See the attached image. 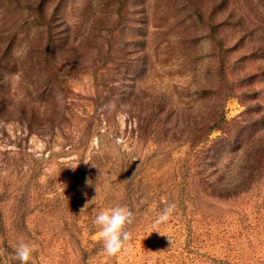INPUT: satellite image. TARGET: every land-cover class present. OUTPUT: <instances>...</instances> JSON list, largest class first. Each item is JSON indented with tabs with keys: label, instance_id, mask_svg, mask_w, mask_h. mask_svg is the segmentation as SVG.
<instances>
[{
	"label": "rangeland",
	"instance_id": "rangeland-1",
	"mask_svg": "<svg viewBox=\"0 0 264 264\" xmlns=\"http://www.w3.org/2000/svg\"><path fill=\"white\" fill-rule=\"evenodd\" d=\"M21 241L28 264H264V0H0V264Z\"/></svg>",
	"mask_w": 264,
	"mask_h": 264
},
{
	"label": "clouds",
	"instance_id": "clouds-1",
	"mask_svg": "<svg viewBox=\"0 0 264 264\" xmlns=\"http://www.w3.org/2000/svg\"><path fill=\"white\" fill-rule=\"evenodd\" d=\"M76 167L72 168L75 169ZM88 204L89 202L84 205L81 211L87 208ZM175 207V204H168L158 215L156 223L167 222ZM133 220L134 214L132 210L124 205H118L100 211L95 216L93 223L99 229L98 238L103 241L104 251L107 255L115 256L124 250L125 244L131 239V233L127 230V226L131 225ZM159 233L161 235H167L165 233ZM35 251L36 246L34 244L21 241L15 248V255L21 261V264H28Z\"/></svg>",
	"mask_w": 264,
	"mask_h": 264
}]
</instances>
